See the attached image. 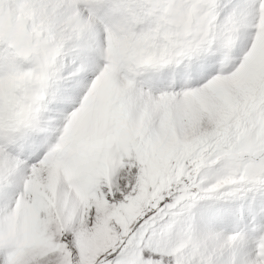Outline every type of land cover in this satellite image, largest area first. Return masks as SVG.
Here are the masks:
<instances>
[{"label":"snow or ice","instance_id":"1","mask_svg":"<svg viewBox=\"0 0 264 264\" xmlns=\"http://www.w3.org/2000/svg\"><path fill=\"white\" fill-rule=\"evenodd\" d=\"M0 264H264V0H0Z\"/></svg>","mask_w":264,"mask_h":264}]
</instances>
